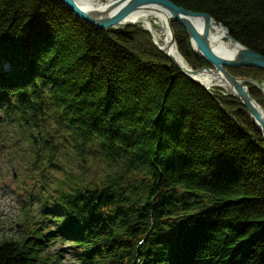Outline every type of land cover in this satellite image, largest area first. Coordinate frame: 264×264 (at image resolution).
Instances as JSON below:
<instances>
[{"label": "trees", "instance_id": "16d2710c", "mask_svg": "<svg viewBox=\"0 0 264 264\" xmlns=\"http://www.w3.org/2000/svg\"><path fill=\"white\" fill-rule=\"evenodd\" d=\"M169 1L264 56V0ZM171 26L189 68H210ZM227 70L264 110V71ZM210 91L139 25L0 0V149L41 180L40 212L0 241V264H57V241L74 264H264V143L236 97Z\"/></svg>", "mask_w": 264, "mask_h": 264}, {"label": "water", "instance_id": "95a60500", "mask_svg": "<svg viewBox=\"0 0 264 264\" xmlns=\"http://www.w3.org/2000/svg\"><path fill=\"white\" fill-rule=\"evenodd\" d=\"M61 5L68 8L78 19L89 23L93 27L102 30L115 29L117 25L129 16L130 14L142 10L145 8L160 7L171 16V21H175L185 30L189 37L192 48L195 52V48L198 50L202 58L207 62L210 68L204 67L199 70H192L191 68H182V66L168 54L163 52L168 60L174 65L179 72L189 80L195 82L201 87L208 90L210 89L203 86L198 80L196 75L203 73L204 71H213L219 74L222 79L227 82L232 88L234 94L240 103L244 106L248 117L255 125L259 132L262 141L264 143V111L258 108V103L249 95L246 86L244 85L245 80L243 78L235 77L230 74L227 68H238V67H252L264 71V56L248 49L238 41L234 40L228 33V31L220 24H218L224 31V37L238 46V51L232 58H224L217 56L212 52L209 45V25L211 22L215 23V20L208 14L191 12L180 6L175 5L169 0H116L113 8L109 10L107 14H97L96 12H88L76 5L73 0H57ZM191 18L202 19L203 27L198 30L191 22ZM127 25H134L126 24ZM170 35L172 44H175L174 34L172 26L170 25ZM159 49V48H158ZM161 51V49H159ZM197 52V53H198ZM254 86L259 88L258 83L252 82ZM262 92V91H261ZM263 93V92H262ZM260 107V106H259Z\"/></svg>", "mask_w": 264, "mask_h": 264}, {"label": "bare ground", "instance_id": "6f19581e", "mask_svg": "<svg viewBox=\"0 0 264 264\" xmlns=\"http://www.w3.org/2000/svg\"><path fill=\"white\" fill-rule=\"evenodd\" d=\"M78 7L85 11H94L97 14H107L116 0H73ZM113 5V6H112ZM190 22L198 29L201 30L203 27L202 19L191 18ZM133 23L134 25L141 24L143 29L147 30L152 36L153 43L157 48L161 49V52H165L170 57L174 58L182 68H189L187 63L181 57L176 49V45L172 44V39L170 35V25L171 16L161 9L160 7L155 8H145L138 10L123 20L115 27V29L122 28L126 24ZM209 45L210 49L214 54L224 58H232L238 51V46L224 37L223 29L214 22L209 25ZM198 52V50L195 48ZM195 52V51H194ZM196 52V53H197ZM199 54V52H198ZM196 80H198L203 86L209 88L210 90L218 88L222 90L224 94H231L233 96L234 92L230 85L225 82L222 77L214 73L213 71H204L203 73L196 75ZM262 84V83H261ZM264 86V85H263ZM259 89L263 92L264 88L259 86ZM259 105V104H258ZM260 106V105H259ZM258 108L262 112V107ZM264 111V110H263ZM264 115V112L262 113ZM264 120V117H263Z\"/></svg>", "mask_w": 264, "mask_h": 264}, {"label": "rangeland", "instance_id": "374dc122", "mask_svg": "<svg viewBox=\"0 0 264 264\" xmlns=\"http://www.w3.org/2000/svg\"><path fill=\"white\" fill-rule=\"evenodd\" d=\"M137 25L143 29L141 24ZM258 85L264 88V83ZM17 156L18 154L15 153L11 157L5 149H0V241L2 239H18L24 230L21 225L24 214L40 212L39 202L34 196H36V189L41 180L37 184L33 180V173L30 174L31 172L25 168L15 165ZM60 162L67 166L70 162L69 156L61 152ZM95 167L99 173L103 170L101 164ZM87 174L90 178L91 171H88ZM48 223H50L48 220L41 222L44 225ZM46 249L51 254L59 253L60 262L57 264H74L69 258L68 248L61 242L57 241L54 245L49 244Z\"/></svg>", "mask_w": 264, "mask_h": 264}]
</instances>
